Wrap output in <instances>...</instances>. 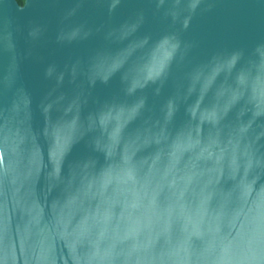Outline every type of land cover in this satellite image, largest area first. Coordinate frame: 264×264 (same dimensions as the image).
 Masks as SVG:
<instances>
[{"label": "water", "instance_id": "water-1", "mask_svg": "<svg viewBox=\"0 0 264 264\" xmlns=\"http://www.w3.org/2000/svg\"><path fill=\"white\" fill-rule=\"evenodd\" d=\"M5 141L0 264H76L90 232L153 255H250L264 168L242 153L264 154V0H0ZM126 154L142 177L127 200Z\"/></svg>", "mask_w": 264, "mask_h": 264}, {"label": "clouds", "instance_id": "clouds-1", "mask_svg": "<svg viewBox=\"0 0 264 264\" xmlns=\"http://www.w3.org/2000/svg\"><path fill=\"white\" fill-rule=\"evenodd\" d=\"M243 132L244 129H241ZM5 141L0 147V152L8 151ZM243 162L245 170L253 167L264 168V154L255 155L247 146L244 149ZM92 161L84 159L77 164L82 171L89 168ZM7 168L4 174L7 175ZM27 179V176L24 177ZM114 180L117 191L127 200L139 193L141 188L140 163L125 155L116 166ZM105 237L102 243L94 232L86 236H77V244L82 245V250L75 256L76 264H264V243H257L250 255H228L219 246H205L197 252L190 243L172 246L169 250L159 254L133 248L121 247L125 237L101 233ZM4 264H7L6 260Z\"/></svg>", "mask_w": 264, "mask_h": 264}, {"label": "trees", "instance_id": "trees-1", "mask_svg": "<svg viewBox=\"0 0 264 264\" xmlns=\"http://www.w3.org/2000/svg\"><path fill=\"white\" fill-rule=\"evenodd\" d=\"M18 2L22 3V2H23V0H18Z\"/></svg>", "mask_w": 264, "mask_h": 264}]
</instances>
